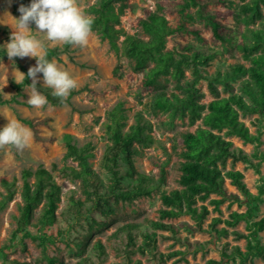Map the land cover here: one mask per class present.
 Instances as JSON below:
<instances>
[{"label": "rangeland", "instance_id": "obj_1", "mask_svg": "<svg viewBox=\"0 0 264 264\" xmlns=\"http://www.w3.org/2000/svg\"><path fill=\"white\" fill-rule=\"evenodd\" d=\"M94 1L78 0L83 10ZM157 2L169 4L164 12L171 25L176 26L180 22L176 13L178 0H128V6L117 13L118 20L114 25L119 31L118 45L125 34L138 31V19L154 9ZM240 3V0H205L203 11L220 23L219 31L227 40L218 38L206 19L196 17L184 22L185 29L167 37V48L177 52L199 50L213 54L208 64L199 66L203 73H211L215 69L224 70L234 63H246L237 49L243 30V23L235 17ZM20 6L19 0H0V98L9 99L7 103H0V129L7 124L6 118L14 117L31 129L33 138L23 151L11 147L0 149V179L16 178L19 187L20 171L23 168L34 169L42 165L51 171L60 184L62 195L57 209L58 220L43 229L48 235V240L43 243L30 237L10 235L14 227L12 214L17 212L15 200L19 201L18 195L1 211L0 245H5L6 248L4 254H0V264H46L47 258H52L56 264H76L83 259L87 264H264V258L255 252L254 241L251 240L248 247L247 237L237 236V233H248L245 221L240 220L234 224L226 222L232 220V211H244L247 207L243 194L228 178L225 179L223 194L212 193L195 203L197 211L201 209V205L208 211L200 221L182 211L174 218L162 219L172 226L156 230L155 243L145 245L142 241V231L151 230L149 221L161 220V193L179 186L177 168L181 159L178 154L182 147L180 133L195 127L188 125L186 120H168L164 115L148 116L154 124L152 133L156 142L139 149V153L134 156V165L138 171L154 176L151 191L131 200L108 197L112 210H107L106 213L98 210L90 200H85L78 181L71 180L58 169L52 168L53 163L58 167L64 163L74 164L70 160H62L65 148L61 134L69 132L79 145L91 144V165L104 183H107V173L100 167V158L107 143L103 129L106 111L117 101H122L128 115L127 121L132 123L134 113L141 108L139 99L144 101L151 88H142L143 72L132 71L127 58L116 53L106 39L100 38L91 30L86 46L71 45L73 61L66 54H60L61 60L54 59L77 81V87L71 91L68 101L48 103L42 109L33 108L27 103L30 86L22 89V95L17 97L19 102L13 101L11 97L14 90L11 83L20 79L18 72L22 71L19 65L27 68L36 65L35 58L14 57L10 60L6 54L5 44L9 42L16 27L13 18L19 19L21 15L18 11ZM195 9L192 7L188 11L195 12ZM29 27L36 30L34 23ZM46 43L49 46L60 44ZM115 67L117 72H114ZM240 79L241 76H227L225 81L229 86L224 90L219 83V94L226 96L230 92H236ZM37 81L43 84L42 73H37ZM168 85L171 86L170 83ZM198 86L204 93L202 101L211 99L206 81L200 80ZM136 95L139 97L136 98ZM22 118L29 119L33 126L30 127ZM240 119L251 133L260 134L259 141L243 142L235 135H226L233 147H239L249 155V160L233 163L227 160L224 170H240L243 182L252 193H257L259 187H263L262 201L258 203L252 217L258 219L264 215V115L240 114ZM161 166L164 169L163 182L160 180ZM119 169L122 174L126 170V165L121 160ZM132 183V179L123 174L117 190L130 189ZM70 197L79 198L83 203L75 206L71 204ZM217 198H222V201L215 206L211 199ZM214 217L220 220L212 227L210 223ZM128 222L138 224L132 230L134 244L129 241L126 232L118 230ZM214 228L225 230L218 233ZM257 239L264 244V229L258 231ZM98 240L103 245L101 252L94 248V243ZM140 245L146 247L143 252L138 248ZM236 247L245 253V257L236 253Z\"/></svg>", "mask_w": 264, "mask_h": 264}, {"label": "trees", "instance_id": "obj_2", "mask_svg": "<svg viewBox=\"0 0 264 264\" xmlns=\"http://www.w3.org/2000/svg\"><path fill=\"white\" fill-rule=\"evenodd\" d=\"M240 1L235 17L243 23V30L237 49L246 63L230 64L224 70L215 69L211 73H203L199 66L208 64L213 54L199 50L177 52L166 46L169 35L185 29L184 22L196 17L206 19L213 33L218 38L227 40L219 31L220 23L203 11L205 0H178L179 7L176 13L180 22L176 26L171 25L164 12L169 4L157 2L154 9L138 19V31L125 34L120 45L117 44L119 31L114 25L118 20L117 13H121L128 6V0H95L84 9L86 14L94 17L92 31L100 38L106 39L116 53L126 57L132 71L143 72L141 87L151 88V91L144 101L139 99L141 108L134 113V121L130 124L122 101H117L106 111L103 129L107 143L100 158V167L107 173V183H104L103 178L91 165L90 158L93 156L91 144L79 145L69 132L61 134L65 148L62 160H70L74 164L64 163L58 167L53 163L52 168L58 169L63 176L78 181L85 200H90L98 210L106 213L107 210H112L108 197L115 200L118 198L131 200L135 196L149 194L151 191L154 176L138 171L134 165V156L139 153V149L156 142L152 133L154 124L148 116L164 115L168 120H186L188 125H195L193 130L180 133L182 147L178 154L181 159L177 168L179 186L161 193L162 207L159 209L161 220H150L151 230L142 231V241L145 245L155 243L156 230L171 228L172 225L162 219L174 218L185 211L200 221L208 211L204 205L197 211L195 203L212 193L223 194L225 179L228 178L243 194L247 207L244 211H232L230 213L232 220L226 222L234 224L240 220L245 221L248 233H237V236L247 237L248 247L253 240L256 254L264 258V244L257 239L258 231L264 229V215L252 219L258 203L262 201L263 187H259L257 193H252L243 182L240 170L232 168L224 170L227 160L231 163L249 160V155L241 148L233 147L226 135H235L243 142L259 141L260 134L251 133L240 119V114L264 115V0ZM19 2L23 6H29L31 0ZM192 7L196 8L195 12L188 11ZM71 51V44L48 45L47 58L61 60L60 54H66L73 61ZM19 66L25 80L20 78L11 83L14 90L11 99L15 102H19L17 97L22 95V89L32 83L31 78L27 77L29 68ZM186 71H189L188 75ZM114 72H117V67L114 68ZM227 76H241L238 90L221 96L218 84L221 83L222 88L227 90L226 87L229 86L225 81ZM200 80L206 81L208 93L211 95V99L206 102L202 101L204 93L198 86ZM37 89L47 97L50 104L68 101L71 96L70 93L65 100L54 97L53 90L38 81ZM138 97L139 95H136V98ZM7 102L9 99L0 98V103ZM21 120L30 127L33 126L29 119ZM120 160L126 165L123 174L133 181L127 190H117L123 178L119 169ZM163 172L161 166L162 182ZM20 181L18 187L16 178L0 179V213L18 195L19 201L15 200L17 212L12 214L14 227L10 235L30 237L43 243L48 240V235L43 229L58 220L61 186L51 171L42 165L34 169L23 168L20 171ZM70 201L75 206L83 203L81 199L74 197H70ZM221 201L222 198L211 199L215 206ZM219 220L214 217L211 226L213 227ZM137 227V223L128 222L121 225L118 230L126 232L129 241L134 244L132 230ZM214 229L218 233L225 230ZM5 248V245H0V254H4ZM94 248L101 252L103 245L98 240L94 243ZM138 248L143 252L146 247L140 245ZM248 250L250 251L249 248ZM236 253L245 257V253L238 247ZM46 264L56 263L52 258H47ZM76 264L87 263L83 259Z\"/></svg>", "mask_w": 264, "mask_h": 264}, {"label": "clouds", "instance_id": "obj_3", "mask_svg": "<svg viewBox=\"0 0 264 264\" xmlns=\"http://www.w3.org/2000/svg\"><path fill=\"white\" fill-rule=\"evenodd\" d=\"M18 11L21 15L19 19L13 18L16 27L5 44L6 54L10 60L14 57L35 58L36 65L29 67L27 72L32 81L27 103L42 109L48 99L37 89V73L43 74V85L53 90L52 95L62 100L77 87V81L68 70L47 58L46 41L86 46L94 17L85 13L78 0H31L29 6L21 5ZM31 23L36 25L35 31L29 27ZM18 73L21 80H25V75ZM6 119L7 124L0 129V149L11 147L23 151L33 138L31 129L14 117Z\"/></svg>", "mask_w": 264, "mask_h": 264}]
</instances>
